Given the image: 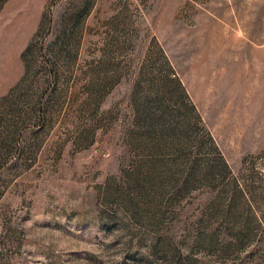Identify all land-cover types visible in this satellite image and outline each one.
Masks as SVG:
<instances>
[{
    "label": "rangeland",
    "instance_id": "obj_1",
    "mask_svg": "<svg viewBox=\"0 0 264 264\" xmlns=\"http://www.w3.org/2000/svg\"><path fill=\"white\" fill-rule=\"evenodd\" d=\"M0 264H264V0H0Z\"/></svg>",
    "mask_w": 264,
    "mask_h": 264
}]
</instances>
